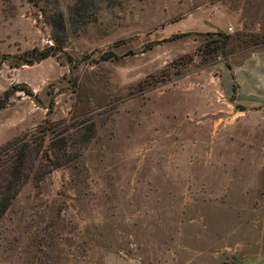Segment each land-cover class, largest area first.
Returning <instances> with one entry per match:
<instances>
[{"label": "rangeland", "instance_id": "1", "mask_svg": "<svg viewBox=\"0 0 264 264\" xmlns=\"http://www.w3.org/2000/svg\"><path fill=\"white\" fill-rule=\"evenodd\" d=\"M34 1L0 0V148L50 127L61 165L0 264H264V0Z\"/></svg>", "mask_w": 264, "mask_h": 264}, {"label": "trees", "instance_id": "2", "mask_svg": "<svg viewBox=\"0 0 264 264\" xmlns=\"http://www.w3.org/2000/svg\"><path fill=\"white\" fill-rule=\"evenodd\" d=\"M34 3L36 1L32 0ZM80 6L77 8L86 13L87 9H92L95 0H78ZM61 19L56 20L59 29L61 28ZM184 35V34H182ZM221 39L215 42L211 48H223L229 39L228 34L220 33ZM51 46L43 50H31L27 54L29 56L22 59L24 64L49 57L57 56L61 51L59 43L54 39ZM28 95L29 91L25 86L20 89ZM5 100H0V108L5 106ZM50 127H42L38 134L30 136H22L16 138L0 148V218L7 210L11 201L18 195L20 188L27 182L31 176L35 185H38L43 177L52 169L59 167L61 161L55 156L52 160L43 150V142Z\"/></svg>", "mask_w": 264, "mask_h": 264}]
</instances>
